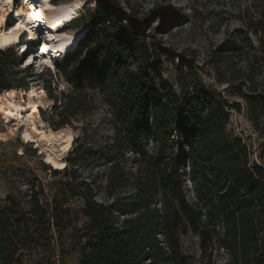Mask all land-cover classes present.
<instances>
[{"label":"trees","instance_id":"trees-1","mask_svg":"<svg viewBox=\"0 0 264 264\" xmlns=\"http://www.w3.org/2000/svg\"><path fill=\"white\" fill-rule=\"evenodd\" d=\"M96 14L54 74L67 82L68 91L56 96L50 85L46 88L54 101L50 112L57 129L100 103L111 123L109 141L94 150L77 138L66 166L103 165L107 196L127 187L134 194L118 211L116 204L96 202L94 188L80 183L88 222L79 264H190L180 242L188 230L198 235L201 249L217 242L231 264H264V164L251 162L242 140L226 131V105L200 83L180 82L177 92L163 78L165 53L149 39L148 19L125 20L116 0H97ZM260 29L264 57V22ZM13 56L0 51L5 96L16 88L14 69L22 64ZM47 101L40 109L50 105ZM186 163L194 202L181 177ZM68 212L55 200L45 207L36 193L27 210L0 206V264H26V256L53 250V229ZM118 212L126 216L120 220Z\"/></svg>","mask_w":264,"mask_h":264},{"label":"rangeland","instance_id":"rangeland-1","mask_svg":"<svg viewBox=\"0 0 264 264\" xmlns=\"http://www.w3.org/2000/svg\"><path fill=\"white\" fill-rule=\"evenodd\" d=\"M70 1L73 0H48L47 6ZM80 1L82 7L78 15L61 30H76L86 25L89 27L95 19L97 0ZM116 2L125 20H128L129 15L149 20L146 27L149 39L156 41L165 53L162 58L163 78L177 92H180V82L200 83L210 96L225 104L229 111L226 131L242 140L251 162L264 164V154L261 153L264 142V57L259 52L264 0ZM18 3L14 16L8 18L7 24L16 25L21 31L8 32L9 26L2 32L0 48L4 50L0 51L12 52L16 46L11 45L16 44L20 49L24 40L41 39L28 36L27 25H21L25 21V10L22 3ZM154 11L160 13L159 17L153 15ZM13 57L22 63L14 69L16 88L6 91L9 95L0 94V107L9 100L23 102L28 94L36 92L40 106L48 99L50 105L41 109L39 106V111L45 125L55 129L53 121L57 117L55 112H50L54 101L46 88L50 85L56 96L59 92L68 91L67 82L62 77L54 76L58 68L65 66L68 55L40 68L31 64L25 70V55L16 56L14 53ZM48 66L51 68H46ZM247 80L252 83L249 84ZM38 88H41L40 92ZM249 88L253 89L250 91ZM108 118L106 109L98 103L91 113L78 115L66 124L72 131L73 141L62 157L60 168L48 162V152L30 134L27 124H21L14 137H8L6 141L0 139V206H17L27 210L31 205V196L36 193L45 207H49L55 200L69 211L68 217L59 221L64 223L53 229L55 248L49 253L39 250L32 256H26V264H79L88 222L83 214L84 203L79 193L82 192L79 188L81 182L89 183L94 188L96 202L116 204L118 211L131 202L134 193L130 187L117 192L113 197L107 196L106 169L103 165L77 168L66 166V158L74 149L77 138L82 139L84 146L94 150L109 141L112 129ZM2 124L0 120V134L4 131ZM148 147L152 150L154 142L150 141ZM183 170L181 177L187 199L194 202V183L187 163ZM23 183H26L27 191L21 188ZM160 203L161 198L158 197V205ZM117 216L121 220L126 215L118 212ZM180 242L181 252L190 264H231L229 254L217 242L201 249L198 235L190 230L180 236Z\"/></svg>","mask_w":264,"mask_h":264},{"label":"bare ground","instance_id":"bare-ground-1","mask_svg":"<svg viewBox=\"0 0 264 264\" xmlns=\"http://www.w3.org/2000/svg\"><path fill=\"white\" fill-rule=\"evenodd\" d=\"M19 2L25 10V24L23 22L21 25L23 27L27 25L28 35L41 38L33 44L34 48L29 46L31 41L27 40L21 45L23 46L21 52L25 51L23 60L27 59L25 61L27 66L33 63L40 68L42 65L53 64L60 57L72 54L89 28L86 25L76 30H61L78 15L82 7L80 0L48 6V0H19ZM14 14L13 0H0V35L9 26L11 27L8 32L21 31L16 25L7 24L8 18ZM32 50V53L36 54L28 55ZM0 120L4 124V131L0 134L1 140L6 141L8 137H14L19 126L27 124L30 134L48 152V162L55 168L62 166V157L73 141L72 131L66 124L57 129L45 125L40 115L36 92L28 94L23 102L9 100L6 105L1 106Z\"/></svg>","mask_w":264,"mask_h":264},{"label":"built area","instance_id":"built-area-1","mask_svg":"<svg viewBox=\"0 0 264 264\" xmlns=\"http://www.w3.org/2000/svg\"><path fill=\"white\" fill-rule=\"evenodd\" d=\"M19 2V0H14V3H15V7L19 4L18 3ZM39 39V38H38ZM37 41V39H35V40H32L31 42H29V46L30 47H32V48H34L33 47V44L35 43ZM11 46H16L15 48H13V51H14V53L16 54V56H23V55H25V51L24 52H21V51H23L22 50V47L23 46H21V48H20V50H19V48H18V46L15 44V45H11ZM11 46H9V47H11ZM8 48V47H7ZM33 52V50L30 52V55L31 56H34L36 53H32ZM50 175H51V173H50ZM22 180H24V178H22ZM21 188L22 189H24L25 191H27V187H26V183H23L22 184V186H21ZM51 222H52V220H51ZM55 248V247H54ZM52 259H55L54 257H52ZM57 259V258H56Z\"/></svg>","mask_w":264,"mask_h":264},{"label":"water","instance_id":"water-1","mask_svg":"<svg viewBox=\"0 0 264 264\" xmlns=\"http://www.w3.org/2000/svg\"><path fill=\"white\" fill-rule=\"evenodd\" d=\"M28 55H30V53H29ZM28 55H27V56H28Z\"/></svg>","mask_w":264,"mask_h":264},{"label":"snow or ice","instance_id":"snow-or-ice-1","mask_svg":"<svg viewBox=\"0 0 264 264\" xmlns=\"http://www.w3.org/2000/svg\"><path fill=\"white\" fill-rule=\"evenodd\" d=\"M38 15V14H37Z\"/></svg>","mask_w":264,"mask_h":264}]
</instances>
